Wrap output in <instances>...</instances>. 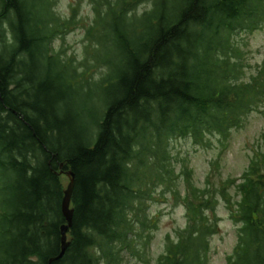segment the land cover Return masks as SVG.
<instances>
[{
    "label": "trees",
    "instance_id": "1",
    "mask_svg": "<svg viewBox=\"0 0 264 264\" xmlns=\"http://www.w3.org/2000/svg\"><path fill=\"white\" fill-rule=\"evenodd\" d=\"M70 1L63 15L60 0H0V264H211L220 199L240 225L227 264H264V150L239 179L201 188L171 144L224 153L262 100L264 68L243 81L235 36L263 25L264 0ZM84 2L77 60L54 42ZM169 196L187 224L153 263L151 202Z\"/></svg>",
    "mask_w": 264,
    "mask_h": 264
},
{
    "label": "rangeland",
    "instance_id": "2",
    "mask_svg": "<svg viewBox=\"0 0 264 264\" xmlns=\"http://www.w3.org/2000/svg\"><path fill=\"white\" fill-rule=\"evenodd\" d=\"M70 4V0H60L57 9L63 15H68ZM91 21V8L84 2L80 14V25L64 38L55 40V48H63L67 56L81 59L84 55L83 47L86 38L84 26H88ZM82 22L85 23L82 24ZM235 39L245 53L242 61L245 64L243 81L248 82L251 77L258 74L260 68H264V23L254 31L239 32ZM231 132L229 147L224 153H221V148L216 142V145L210 149H204L201 146H195L189 139L179 138L172 141L173 152L187 160V164L193 170L194 181L199 187H206L209 174L213 175V183L217 186L224 181L239 179L249 168L251 159L257 155L258 151L264 150V96L256 108L247 115L243 127L233 129ZM216 160L219 165L217 169H214L212 162ZM182 165L179 163V170L183 167ZM181 188H184L183 180H181ZM234 188L231 193H234ZM150 212L153 216L159 217L158 227L153 232L150 251L151 259L155 263L165 251L167 236L170 235L176 239L178 231L185 228L187 218L184 206L176 203L170 196L166 200L158 198L156 202H151ZM217 213L220 218L219 232L210 240V261L211 264H227V257L236 246L240 225L235 224L231 219L221 199ZM124 257V264H139L127 254Z\"/></svg>",
    "mask_w": 264,
    "mask_h": 264
},
{
    "label": "water",
    "instance_id": "3",
    "mask_svg": "<svg viewBox=\"0 0 264 264\" xmlns=\"http://www.w3.org/2000/svg\"><path fill=\"white\" fill-rule=\"evenodd\" d=\"M68 176L70 177L71 181L68 186V189L65 192V199L63 202V212L65 214V217L67 219L68 224L62 227V252L59 256V258L63 257L65 254L68 246H69V241H68V231L71 228L73 224V215H74V210L71 208V202H72V195L74 192L75 188V176L72 172L68 173ZM51 261H54L51 260Z\"/></svg>",
    "mask_w": 264,
    "mask_h": 264
}]
</instances>
